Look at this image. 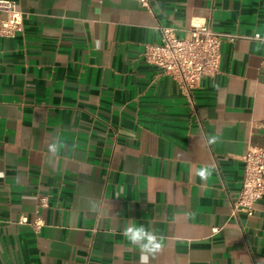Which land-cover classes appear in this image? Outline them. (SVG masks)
Listing matches in <instances>:
<instances>
[{
    "label": "crops",
    "instance_id": "obj_1",
    "mask_svg": "<svg viewBox=\"0 0 264 264\" xmlns=\"http://www.w3.org/2000/svg\"><path fill=\"white\" fill-rule=\"evenodd\" d=\"M14 1L25 29L0 33V264H137L131 222L164 237L152 264H264V197L231 211L242 157L264 146V0ZM196 20L238 37L186 91L141 53Z\"/></svg>",
    "mask_w": 264,
    "mask_h": 264
},
{
    "label": "built area",
    "instance_id": "obj_2",
    "mask_svg": "<svg viewBox=\"0 0 264 264\" xmlns=\"http://www.w3.org/2000/svg\"><path fill=\"white\" fill-rule=\"evenodd\" d=\"M141 6L151 10L152 0H138ZM0 11L5 13L1 20L0 33L15 36L25 29V14L17 8L14 0H0ZM162 39L159 43H146L141 55L175 78L186 91L197 86L203 76H213L220 69L222 44L233 41L238 36L230 32L214 30L210 23L196 20L189 27V35L179 36L176 28L161 27ZM254 38L264 40L260 33ZM244 173L240 190L231 201L232 216L239 213L249 216L255 212V203L264 197V146L250 145L242 157ZM43 198L40 206H46ZM20 222L27 223L23 215ZM39 227L40 221H33Z\"/></svg>",
    "mask_w": 264,
    "mask_h": 264
},
{
    "label": "clouds",
    "instance_id": "obj_3",
    "mask_svg": "<svg viewBox=\"0 0 264 264\" xmlns=\"http://www.w3.org/2000/svg\"><path fill=\"white\" fill-rule=\"evenodd\" d=\"M215 142L216 136H210L209 143ZM58 148V140L48 144L49 153H56ZM198 175L202 179H207L210 172H208L207 168H204L198 172ZM2 176L3 173H0V177ZM92 211H95V209L93 208ZM121 235L129 245L130 250L138 253L137 264H152V261L164 251V237L158 236L144 224L131 222L123 227Z\"/></svg>",
    "mask_w": 264,
    "mask_h": 264
}]
</instances>
